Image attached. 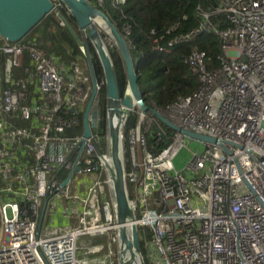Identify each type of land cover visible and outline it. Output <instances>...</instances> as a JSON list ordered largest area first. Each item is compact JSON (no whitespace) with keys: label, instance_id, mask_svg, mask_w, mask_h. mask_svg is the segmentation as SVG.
Here are the masks:
<instances>
[{"label":"built area","instance_id":"1","mask_svg":"<svg viewBox=\"0 0 264 264\" xmlns=\"http://www.w3.org/2000/svg\"><path fill=\"white\" fill-rule=\"evenodd\" d=\"M219 1L231 22L218 31L221 65L210 69L194 49L185 62L200 84L162 113L220 142L203 140L204 151L179 170L173 160L187 135L152 113L123 125L135 223L152 232L150 264H264V0ZM189 37L156 38L155 49L168 53ZM26 55V77H16ZM67 72L34 43L0 42V264H113L78 256L82 236L118 224L105 192L106 136L93 133L82 147V135L65 134L77 119L66 109L78 113L92 90L78 62ZM153 127L162 149L149 148ZM64 199L79 203L66 211L78 223L53 226L49 212Z\"/></svg>","mask_w":264,"mask_h":264},{"label":"trees","instance_id":"2","mask_svg":"<svg viewBox=\"0 0 264 264\" xmlns=\"http://www.w3.org/2000/svg\"><path fill=\"white\" fill-rule=\"evenodd\" d=\"M57 9L46 15L23 39L21 44L34 43L52 56L59 65L65 67L66 73L72 61L86 62V57L75 35L70 28L62 24L58 13L64 15L70 26L80 37L79 25L76 17L61 0H55ZM92 4L110 17L113 23L123 33L135 69L139 76L141 92L152 106L166 108L175 103L180 97L187 96L196 90L200 84L198 77L186 64V57L198 49L207 54L208 67L218 68L223 56L222 39L218 31L231 26L228 14L218 11L221 8L219 0H125L114 6L112 0H92ZM208 14V17L205 16ZM204 28L200 29L202 25ZM174 28V29H172ZM200 29L198 32H196ZM190 34L191 37L177 42L170 52H159L155 49V39L161 38L167 44L170 39ZM1 42H9L1 38ZM93 66L99 83V90L95 102L98 104V127L96 133L106 135L108 132L107 119V81L104 68L99 60L95 48L90 43ZM113 59L120 94L123 97L128 83L124 59L114 44L110 48ZM28 56H25L24 67L29 66ZM24 67L17 70L16 77H26ZM69 74V73H68ZM37 82V81H36ZM67 117L76 116L74 127L66 131L67 135H81L84 131V113H74L66 109ZM135 116L126 124V129L136 124ZM17 124L27 126L25 121ZM156 128L148 132V145L152 150H159L166 146V141L158 142ZM158 142V143H157ZM128 158V153L126 154ZM127 167L129 162L127 161ZM129 196L133 197V186L128 183ZM108 198L110 192L106 189ZM115 232V231H114ZM107 239L108 237L105 236ZM116 238V232L114 241ZM140 247L143 254L147 253L146 244L152 239V232L148 227H139ZM116 242V241H115Z\"/></svg>","mask_w":264,"mask_h":264},{"label":"water","instance_id":"3","mask_svg":"<svg viewBox=\"0 0 264 264\" xmlns=\"http://www.w3.org/2000/svg\"><path fill=\"white\" fill-rule=\"evenodd\" d=\"M76 17L81 37L70 26L63 14L58 13L62 24L70 28L78 40L80 47L87 59L90 69L93 91L84 112V132L81 146L83 147L87 138L92 135V130L98 127V108L94 104L98 94L99 85L95 75L92 54L89 41L93 44L100 62L105 71L107 81V117L109 124L108 151L110 161L108 171L114 191L113 205L116 221L118 224V238L120 247L119 264H132V258L137 255L140 264H146L142 259V251L139 240V229L135 223L136 215L134 206L130 201L128 183L126 177L125 152L121 137V129L128 111L123 105L138 106L143 113L152 112L163 123L174 130L198 140L220 142L216 138L182 130L180 127L168 120L159 110L150 106L140 89L139 76L135 69L133 57L123 33L118 29L110 17L98 7L92 4V0H61ZM55 0H0V36L10 42H18L23 39L46 15L56 11ZM94 20L104 23L110 30L115 45L120 51L127 71L128 83L123 97L120 94L116 68L110 52L104 45L102 37ZM117 117L118 124L114 125L113 120ZM72 173L64 184L68 182ZM130 252L131 259L126 260L125 256Z\"/></svg>","mask_w":264,"mask_h":264},{"label":"rangeland","instance_id":"4","mask_svg":"<svg viewBox=\"0 0 264 264\" xmlns=\"http://www.w3.org/2000/svg\"><path fill=\"white\" fill-rule=\"evenodd\" d=\"M81 37V35H80ZM108 35L104 33V39L107 40L106 44L108 47V51L110 52V48L115 44V41L113 37L108 39ZM91 42L89 41V44ZM92 44V43H91ZM93 45V44H92ZM106 47V48H107ZM80 67L86 72L88 66L87 63H83L81 61H78ZM99 84V83H98ZM141 110L138 106L134 107L130 113L133 115H137L138 111ZM109 133V127L108 132ZM107 135V134H106ZM185 146L182 147L180 152L176 155L174 158V164L179 170L185 169L190 161L193 158V152L202 153L205 149V144L193 137H185L184 139ZM105 145L107 147V137L105 139ZM188 175V174H187ZM74 180V179H73ZM65 202H67V199H64ZM52 214L49 212V222L51 225H57L58 223L52 220ZM74 224H77L78 222L76 220H72ZM107 236L108 239L105 237ZM115 232L113 230H109L105 233H101L98 235H84L79 239V257L82 260H94L95 255L96 256H107L109 261H112L113 264H119L120 261V247H119V241L117 238V242L114 241ZM95 245L103 246V250L101 253L93 254L92 249L95 247ZM146 250L148 249L147 253H142V259L146 264H150V259L148 258L149 252L152 251L151 241H149L146 246Z\"/></svg>","mask_w":264,"mask_h":264},{"label":"clouds","instance_id":"5","mask_svg":"<svg viewBox=\"0 0 264 264\" xmlns=\"http://www.w3.org/2000/svg\"><path fill=\"white\" fill-rule=\"evenodd\" d=\"M205 25V24H204ZM201 28V27H200ZM1 36H0V42H1ZM4 39V38H3ZM7 41V40H6ZM1 43H17V42H1ZM48 54V53H47ZM25 59V58H24ZM76 62H78L77 60H75ZM59 63V62H58ZM86 63H87V59H86ZM24 65V64H23ZM60 66H62V65H60ZM24 67V66H23ZM22 67V68H23ZM63 67V66H62ZM21 69V68H20ZM19 70V69H18ZM84 71V70H83ZM84 74L86 75V76H88L89 77V75H88V68H87V70H86V72L84 71ZM90 78V77H89ZM90 85H91V87H92V90H91V93H90V95H89V98H88V100L86 101V103L84 104V106H82V107H80V108H78V109H75L76 111H83V113L85 112V109H86V106H87V103H88V101H89V99H90V97H91V94H92V91H93V83H92V80L90 79ZM94 104H96V102L94 101ZM149 104V103H148ZM150 105V104H149ZM150 106H152V105H150ZM152 107H154L155 109H157V110H159L161 113H162V110H164L165 108H162V109H160V108H157V107H155V106H152ZM73 111V110H72ZM74 113H76L75 111H73ZM140 112H142V110H139L138 111V114L137 115H135V114H131L130 112L127 114V116H126V118H125V120H124V122H123V125H124V123H125V121H126V119L128 118V120H127V123L132 119V117L133 116H135V118H136V120L138 119V116H139V114H140ZM143 113V112H142ZM149 113H152V112H146V113H144V114H149ZM153 114V113H152ZM163 114V113H162ZM156 116V115H155ZM157 117V116H156ZM158 118V117H157ZM107 119H108V117H107ZM159 119V118H158ZM84 120V119H83ZM160 120V119H159ZM169 120V119H168ZM137 122V121H136ZM163 123V122H162ZM165 124V123H164ZM123 125H122V129H123ZM166 125V124H165ZM108 126H109V124H108ZM166 126H168V125H166ZM169 127V126H168ZM169 128H171V127H169ZM96 129V128H95ZM95 129H93L92 130V134L93 133H96V132H94V130ZM122 129H121V137H122ZM172 129V128H171ZM84 132V131H83ZM66 134V133H65ZM98 134H100V133H98ZM199 134V133H198ZM82 136H83V133L81 134ZM103 135V134H102ZM186 135V134H185ZM104 136H106L107 137V149H108V141H109V133H107V135H104ZM188 136V135H187ZM189 137V136H188ZM83 139V138H82ZM200 141H203V140H200ZM123 142V141H122ZM123 146L124 147H126V144L125 143H123ZM109 152V151H108ZM124 152H125V148H124ZM127 152L125 153V166H126V177H127V171L129 170V167H127ZM109 177H110V175H109ZM111 179V178H110ZM112 182V181H111ZM127 183H130L129 182V180L127 179ZM108 188V190H109V192H110V197L108 198V196H107V194H106V197L111 201V203L113 204V198H114V191H113V187H112V190H110L109 189V186L108 185H106L105 186V192H106V189ZM129 192V191H128ZM130 197V196H129ZM131 198L132 197H130V201H131ZM113 211H114V214H115V210H114V205H113ZM136 215V214H135ZM115 221H116V216H115ZM116 224H117V221H116ZM137 225V224H136ZM138 226V225H137ZM139 227H141V226H138V229H139ZM117 230H118V227H117V229L116 230H113V231H115L116 232V238H115V241L117 242V238H118V233H117ZM83 237V236H82ZM139 240H140V238H139ZM118 241H119V238H118ZM78 244H79V241H78ZM98 247H102L101 249H98ZM104 248H103V246H99V245H95V247H93V249H92V253L93 254H98V253H101V251L103 250ZM80 250V249H79ZM78 256H79V252H78ZM98 257H101L100 255L99 256H96L95 255V258L94 259H96V258H98ZM80 258V257H79ZM80 260H82V259H80Z\"/></svg>","mask_w":264,"mask_h":264},{"label":"crops","instance_id":"6","mask_svg":"<svg viewBox=\"0 0 264 264\" xmlns=\"http://www.w3.org/2000/svg\"><path fill=\"white\" fill-rule=\"evenodd\" d=\"M78 188V187H77ZM79 205V203H73L70 201L67 202H59L58 205L55 206L54 211L52 212V220L57 222V225H53V226H68L70 224H73L74 222H72V220H76V217H72V219L70 217H68L66 211L67 208H72L73 206H77ZM51 224V223H50Z\"/></svg>","mask_w":264,"mask_h":264},{"label":"bare ground","instance_id":"7","mask_svg":"<svg viewBox=\"0 0 264 264\" xmlns=\"http://www.w3.org/2000/svg\"><path fill=\"white\" fill-rule=\"evenodd\" d=\"M93 23L97 26V28H98V30H99V33H100V35H101V37H102V40H103V42H104V45L107 47V44H106V41H107V40L104 39V33L107 34L108 37L111 39L112 36H111L110 30H109L108 27H106V26L104 25V23H102V22H99V21H97V20H94ZM109 38H108V39H109ZM107 49H108V47H107ZM134 107H136V106H134ZM134 107H131L130 103H129V105H123V109L126 110V111H128V113H129L130 111H132V109H134ZM113 124H114V125H117V124H118L117 117L114 118V120H113ZM125 259H126V260L131 259V257H130V252H127V254H126V256H125ZM131 261L133 262L132 264H140V261H139V258H138L137 255L135 256V258H132Z\"/></svg>","mask_w":264,"mask_h":264},{"label":"flooded vegetation","instance_id":"8","mask_svg":"<svg viewBox=\"0 0 264 264\" xmlns=\"http://www.w3.org/2000/svg\"><path fill=\"white\" fill-rule=\"evenodd\" d=\"M87 66H88V63H87ZM94 71H95V69H94ZM88 75H89L90 79L92 80L89 66H88ZM95 75H96V73H95ZM96 78H97V76H96ZM97 81H98V80H97ZM98 85H99V84H98ZM96 104H97V103H96ZM97 108H98V104H97ZM98 116H99V115H98Z\"/></svg>","mask_w":264,"mask_h":264}]
</instances>
